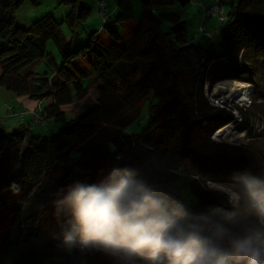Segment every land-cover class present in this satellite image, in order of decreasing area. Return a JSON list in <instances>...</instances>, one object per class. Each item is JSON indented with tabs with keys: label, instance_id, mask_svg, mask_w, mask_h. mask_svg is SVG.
I'll return each instance as SVG.
<instances>
[{
	"label": "trees",
	"instance_id": "1",
	"mask_svg": "<svg viewBox=\"0 0 264 264\" xmlns=\"http://www.w3.org/2000/svg\"><path fill=\"white\" fill-rule=\"evenodd\" d=\"M61 1L69 5L62 22L73 29L70 39L51 11L28 25L17 20L24 4L42 0H0V37L6 41L0 44V85L42 102V116L60 125L52 136L24 124L11 132L0 128V194L15 192L0 199L8 223L0 264H34L43 219L61 189L76 179L91 182L117 155L191 212L231 210L227 193L207 187L209 181L255 179L264 186L246 155L207 148L224 146L212 140L217 130L232 124L249 131L253 120L243 107L210 102L207 91L217 82L251 83L253 101L264 100V0H231L219 47L213 33L204 34L209 44L193 43L172 0H140L136 21L132 0H119L113 17L89 35L74 30L92 7L86 0ZM177 1L180 7L191 2ZM105 30L110 44L101 39ZM49 40L60 60L48 51ZM41 61L44 73L27 70Z\"/></svg>",
	"mask_w": 264,
	"mask_h": 264
},
{
	"label": "clouds",
	"instance_id": "2",
	"mask_svg": "<svg viewBox=\"0 0 264 264\" xmlns=\"http://www.w3.org/2000/svg\"><path fill=\"white\" fill-rule=\"evenodd\" d=\"M234 188L231 209L241 214L191 212L114 156L91 182L73 180L58 194L68 229L61 247L105 264H264V186L246 179Z\"/></svg>",
	"mask_w": 264,
	"mask_h": 264
},
{
	"label": "rangeland",
	"instance_id": "3",
	"mask_svg": "<svg viewBox=\"0 0 264 264\" xmlns=\"http://www.w3.org/2000/svg\"><path fill=\"white\" fill-rule=\"evenodd\" d=\"M86 1L92 7L93 12L91 13V15H89V17L86 20H84L82 25L79 24L75 27L74 31L79 32L81 35H84L86 33L89 35L91 34V32L95 30L99 31L103 28V21H104L103 16L100 18L101 21L99 24L98 22L99 18L96 15V6L94 4L95 1L94 0H86ZM217 1H220L222 5L220 15L222 13L227 14L231 9V4H230L231 0H223L224 3H222L221 0H217ZM201 4H202L201 1L191 0V2H189L184 7H180L177 0H172V2L169 3V6L174 10L180 11L182 18L187 21L188 33L189 36L192 38L191 40L193 43H197L200 41L202 42V44H209L211 42L204 34L199 32L198 30L200 27L199 25H201L204 22L206 24L207 31L214 34L213 42L216 44V47H219L220 38H221V29L224 25V22L221 21L220 15L210 16L207 17L204 21L203 19H201L200 21L199 16L201 11L200 10ZM23 6L20 9H18L15 13L18 18L21 17L22 13L24 17L25 8ZM109 6L111 5L109 4ZM204 6L205 5H202V11ZM66 7H68V5L65 3H61L59 0H42V2L32 11H35L36 13L42 11L43 14L40 15L39 17H33L35 15L34 14L35 12L31 14L32 12L30 10L28 12V14H30L29 20L33 22L39 18H42L44 14L47 13V11H51L54 14L53 16L57 20V22H62L64 16L66 15V13L64 12ZM132 8L136 21L138 20L141 12L140 0H132ZM214 22L216 23V27H213ZM115 27L120 32L125 31L124 27L121 24H116ZM61 29L68 39L72 37L73 29H71L67 23L62 22ZM101 39H103L104 42L110 44L111 43L110 39L112 38L105 30L101 35ZM5 42L6 41H4L0 37V44L1 43L4 44ZM47 49L48 51L52 52L57 57L58 60H60L58 49L52 40H49V42L47 43ZM29 69L35 70L39 73H44L46 67L44 62L41 61L35 64L34 66L28 68L27 70ZM218 84L219 82L215 84L211 92L207 91V96L211 99H212V95L219 97L220 98L219 104L227 105V103H230L232 105H238L239 107H243L245 108V110L247 109L249 115L253 119L251 124L252 126H251V130L249 131L238 132L237 129L232 124H229L231 126V129H227L228 135L225 136V133L217 135L218 132L222 129L221 128L217 130L212 136L213 141L219 144L222 143L224 144V146L219 148V146L215 144V145H209L207 146V148L213 153L229 152V153L244 154L252 160V162L258 168L261 175L264 176V100L258 101L256 103L253 101L252 98L253 85L251 83H249V86L245 90H243L244 92L238 93L235 96L232 94L229 95V93H223L222 91L215 93L214 90L218 86ZM233 113L237 117H240L241 113L237 109L234 108ZM41 125L42 124L38 123V125L31 127L32 131L34 133H41L46 136H52L60 126L52 118H46L45 126H41ZM228 126L226 125L225 127ZM233 136H242V137L234 141ZM178 183L179 186L181 187L182 181L179 180ZM212 183L214 182H210V181L207 182L206 183L207 187L227 193L229 202L232 199H234V197L231 194H229L227 190H224L223 188L220 189V187L218 188V186H216V184L219 183H215V185ZM225 185L234 187V185L236 184L232 183ZM180 191L188 201H191V198L186 189L182 187ZM12 195H15L14 191L11 190L6 191L5 193L0 194V199ZM229 211L236 212L237 215L241 214L238 210L235 209H231ZM3 216L4 214H2V212L0 211V240L4 236L8 228L7 220ZM64 220L65 217H64V212L62 210L59 213V217L57 216L56 204L49 209L41 225L40 241L33 254V263L34 264H85L86 262V264H105V261L98 256H93L91 254L82 256L78 252L69 255L61 247L63 245V239H64L63 233L64 231L68 230Z\"/></svg>",
	"mask_w": 264,
	"mask_h": 264
},
{
	"label": "crops",
	"instance_id": "4",
	"mask_svg": "<svg viewBox=\"0 0 264 264\" xmlns=\"http://www.w3.org/2000/svg\"><path fill=\"white\" fill-rule=\"evenodd\" d=\"M61 3L62 1L59 0ZM111 6L109 11H114L116 12L118 9V2L119 0H107ZM201 1V11H200V16L199 19L201 21V19H203V21L210 16H214V15H203V11H202V5L205 6H209L212 5L213 3H215L217 0H198ZM222 3L223 0H221ZM94 2V1H93ZM95 6H96V15L98 16L99 20V24H100V18L103 16L102 12L100 11V8L98 6V4L96 2H94ZM108 4V5H109ZM68 5V4H67ZM38 6V5H37ZM37 6H33L29 3H26L23 7L25 8V14L23 17V13L21 14V17L18 18L17 16V20L24 25H28L31 23V20H29V15L28 12L31 10V14H33L32 11L34 8H36ZM69 7V5H68ZM68 7L65 8L64 12L66 13L68 11ZM49 12V11H47ZM93 12V10H92ZM91 12V13H92ZM35 15L33 17H39L40 15H42V11L38 12V13H34ZM215 25V26H214ZM200 26V25H199ZM213 27H216V23L214 22ZM42 109H43V103L30 98L27 95H23V96H18L16 94H14L12 91L7 90L6 88H4L3 86L0 85V128H3L7 131H12L13 129L18 128L19 126H21L22 124L28 126L31 131L33 126L38 125V123H35L32 120V112H35L39 115L42 116ZM11 112V116L9 118H7V114ZM30 117V118H29ZM44 119V124L41 126H45V119L46 117L42 116ZM36 124V125H35Z\"/></svg>",
	"mask_w": 264,
	"mask_h": 264
},
{
	"label": "built area",
	"instance_id": "5",
	"mask_svg": "<svg viewBox=\"0 0 264 264\" xmlns=\"http://www.w3.org/2000/svg\"><path fill=\"white\" fill-rule=\"evenodd\" d=\"M94 1L98 4V6L100 8V11L102 12L103 20H104L103 22L109 21L113 17L114 11L113 12L109 11L110 7L107 4V0H94ZM221 9H222V5H221L220 1H216L215 3H213L212 5H210L208 7H206V6L203 7V15L204 16H206V15H220ZM220 18H221V21H223L226 18V14L222 13L220 15ZM198 30H199V32H201V33H203V34H205L207 36H212V33L207 31L206 24L204 22L200 25ZM232 95L235 96L237 94H232ZM209 100L215 106H225V104H219L220 98L216 97L215 95H212V99L209 98ZM31 115H32V120L35 123H39V124H42V125L44 124V119H43V117L41 115H39V114H37L35 112H32ZM10 116H11V112H9L7 114V118H9Z\"/></svg>",
	"mask_w": 264,
	"mask_h": 264
},
{
	"label": "bare ground",
	"instance_id": "6",
	"mask_svg": "<svg viewBox=\"0 0 264 264\" xmlns=\"http://www.w3.org/2000/svg\"><path fill=\"white\" fill-rule=\"evenodd\" d=\"M249 86V83L244 82V81H240L238 79H225L223 81H220L218 86L215 88L214 92H223V93H229V95L231 94H238V93H242L244 92L243 90H245L247 87ZM227 129H231V126L222 128L217 135L220 134H224L225 136L228 135V131ZM227 131V132H226ZM230 133V132H229ZM242 136H233V140H238L239 138H241ZM215 185V183H212ZM216 186H218V188L220 187L223 188L224 190H227V192L229 194H231L233 197L235 196V188L232 186H228L225 184H216Z\"/></svg>",
	"mask_w": 264,
	"mask_h": 264
},
{
	"label": "water",
	"instance_id": "7",
	"mask_svg": "<svg viewBox=\"0 0 264 264\" xmlns=\"http://www.w3.org/2000/svg\"><path fill=\"white\" fill-rule=\"evenodd\" d=\"M230 126V125H229Z\"/></svg>",
	"mask_w": 264,
	"mask_h": 264
}]
</instances>
